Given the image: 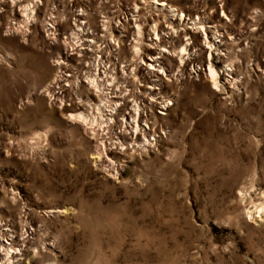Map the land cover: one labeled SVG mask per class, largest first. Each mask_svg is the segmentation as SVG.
I'll return each mask as SVG.
<instances>
[{"label":"rangeland","instance_id":"rangeland-1","mask_svg":"<svg viewBox=\"0 0 264 264\" xmlns=\"http://www.w3.org/2000/svg\"><path fill=\"white\" fill-rule=\"evenodd\" d=\"M160 1L169 6L2 2L0 264H264V0ZM201 26L212 44L226 45L218 86L208 78L214 50ZM158 35L172 53L188 45L192 56L163 55L159 41L151 49ZM80 42V71L93 77L91 88L79 86L83 102L99 96L108 106L104 95L124 92L113 131L99 109L80 110L86 122L72 123L48 102L54 63L62 69L66 46ZM201 49L204 62L192 61ZM150 55L164 56L158 72L142 64ZM131 112L143 120L142 147L117 154L125 163L112 173L94 163L98 143L86 130L94 122L112 143ZM14 241L26 244L9 257L3 249Z\"/></svg>","mask_w":264,"mask_h":264},{"label":"bare ground","instance_id":"bare-ground-1","mask_svg":"<svg viewBox=\"0 0 264 264\" xmlns=\"http://www.w3.org/2000/svg\"><path fill=\"white\" fill-rule=\"evenodd\" d=\"M4 1L5 0H0V6H1L2 2H4ZM153 1L156 4L160 5L161 7L169 6L164 1L163 2H161L160 0H153ZM18 2H20V0H16L15 4H17ZM199 2H200V0H193V3L198 4ZM12 7H13V5H12ZM25 10L29 11V7L25 6L24 11ZM26 19L22 21V24L24 26H27V23H28V21ZM175 20L177 22L178 21L179 22L180 21L183 22L182 21L183 18L174 19L173 21H175ZM200 20H202V19H200ZM172 25L174 26L173 22H172ZM196 26H197V23H196ZM216 27L217 26L213 25L210 28L216 30ZM18 28H20V24L17 22V23H14V25L8 26L7 27V32L11 33L13 31H16ZM56 29L57 28L55 26H53V27L50 26V28L46 30V32H47L46 36L48 38L54 39L55 38L54 35H55V32H56ZM172 29L174 30L175 28L172 27ZM197 29H199L200 32H202V31L204 32V34L206 36V39H207L206 45H208V47H210L212 50H214V51H210V54H209L210 59H209L208 65H209L210 77H208V78H210L211 82H213L216 86H218L219 83H220L219 78H218V75H219L218 68L220 67L219 66L220 64L225 63L224 60H223L222 55H223V53L225 51L224 48L226 47V45L224 44L222 46H219V45L216 46L215 44H212V41H210V39H211L210 38V34L207 32L208 30L205 28V26H201V28L199 27ZM190 30H192V29L189 28L186 31V35H191L192 31H190ZM164 31H166V30L162 29V32H164ZM139 33L141 34V31ZM192 33L194 34L195 32H192ZM159 37L160 36L158 35V38L152 39L151 43L150 44L148 43L149 47L151 49H153L152 46L153 45L156 46L157 42L159 41V45H157V46L161 48V54H163V55H165V54L170 55L171 54V56L180 57L181 61H184V56L185 55H189L190 57L192 56V54H191L192 48H190L188 45H184L182 47V51H180L178 54H176L177 52L172 53L170 50L167 49L168 48L167 47L168 43L166 41H163V39L159 38ZM66 39H67V37H66ZM86 41H87V39H86ZM219 43H223V41H219ZM138 44H139V40L137 41V44L135 46L137 53L139 51V48H137ZM84 46H86V45H84ZM80 47H81V45H73V46H70V47L68 45L66 46L65 53H64V60L66 62V65H64V66L71 67V64H69V59H71L70 55H74L75 56V55H78V54L81 53V56H83L81 50H84V48H80ZM101 51L102 50L99 48L98 52L101 53ZM203 52H204L203 49H201V54H198V55L196 54L194 59L192 58V61L199 58V59H201L204 62V59L202 58V53ZM163 57L151 56V55L148 56L147 58L143 57L142 58V64H143V66H145L147 68V70L152 71L150 73H155L156 71L157 72L159 71V69H158L159 65L158 64L159 63L162 64L161 60L163 59ZM102 60H104V57H102ZM108 61H110V60H108ZM56 63L59 65L61 62H56ZM57 68L58 69L56 71L57 73L55 75V78L53 79V81H51V83H53L55 85V89L54 90H48V97H49V101L51 103L57 105L59 102H61V104L63 105V100H62L63 92L66 90L65 87H73L72 83H73V77L74 76L69 75V78L68 77L64 78L63 75H61L62 69L59 66ZM160 68H162V67H160ZM97 75H98V73H97ZM231 75H233L232 83H234V82L236 83L237 80L239 79V76L235 75L233 73ZM98 76H100V74ZM99 78L100 77H96V80H98ZM100 81H103V80L101 79ZM108 86L109 87L112 86L113 89H114V86L112 85V83H110ZM150 88H153V87H150ZM115 91L116 92L111 97H108L106 95L103 96L104 100H105L104 102L108 101V103H107L108 106L107 105L104 106L103 103L100 105V103H99L100 97L99 96H98L99 100L96 101L97 103H95L92 100L93 97L88 96L89 99L91 98L90 100L92 102H89V103L85 102L84 103L82 101L80 103V105H78V107H74L72 109H67L66 111H67V114L69 116L68 118L70 119V121L72 123H78V122L80 123L81 122V123L84 124L86 122L85 118H83L84 114H80L78 112L80 110H84V111L85 110L86 111L89 110L90 111L91 109L96 108V109H99V110H97V112L99 111V114L101 115L102 119H104V123L106 124V130L108 131V129L111 130V128H112V131H113V125L114 124H112V123L115 121L114 117H115V115H117V111H120V109L124 105V102H123V100H124V98H123L124 97V92L122 90H120V89H119L120 92L118 90H115ZM109 93H111V92H109ZM92 94H93V92L90 93V95H92ZM169 104H171V103L169 102ZM92 105H95V106H92ZM101 107L103 109H101ZM63 110H65V109H63ZM138 115L139 114H137V116H136V115H134L131 112V113H128L127 116L126 115L123 116V120H124L123 122L124 123H121V124L117 125L118 126V132L115 133V141L112 142V143H111V140H109L111 138L107 139L105 137V135L107 136V134L104 135V131H106V130L102 129V127L101 128L100 127L97 128L96 126H94L95 125L94 122L90 124V127L87 128L86 131L88 133H90L95 138V141L98 143L95 146V155L96 156L93 158L95 164L96 163H101V164L105 165V168L110 170V171H112V173H114V172L119 173L120 170L121 171L123 170V166L121 164H118V163L121 162V163L124 164L125 161L121 160V159L119 161L116 160L118 158L117 154H122L125 151L133 152L135 150H139L140 147H142V144H140V138H138V136H139V132L140 131H142V133L144 131V130H142V125H141V121H143V120ZM134 121H135V123H134ZM144 121L146 122V120H144ZM86 125H88V124L86 123ZM144 137L146 139V133H144ZM118 138H120V140H121V143H122L121 145L117 142ZM113 140H114V138H113ZM145 142H146V144H145V146L143 148L151 147L152 145L157 143L158 140L157 139L156 140L153 139V142H151L150 140H146ZM60 212H61L60 210H49V211H47V213H55V214L60 213ZM8 230L9 229L6 228L4 231L8 232ZM21 244L24 245V244H26V242L14 241L11 244L7 243V245H10V246L9 247L5 246V249H3V250L4 251H8L7 255L9 257H14L15 256L14 254L17 251L15 248L19 247ZM9 250H11V251L9 252Z\"/></svg>","mask_w":264,"mask_h":264},{"label":"built area","instance_id":"built-area-1","mask_svg":"<svg viewBox=\"0 0 264 264\" xmlns=\"http://www.w3.org/2000/svg\"><path fill=\"white\" fill-rule=\"evenodd\" d=\"M80 44H81V47L80 48H84V50H81L83 56H81V53L78 54V55H75V56L74 55H70L71 59H69V64H71V67H68V66L62 67L61 66L62 67V73H61V75H63L64 78H67V77L69 78V75L74 76L73 77V83H72V86L73 87H65L66 90L63 92V97H62L63 105L61 104V102H59L57 105H55V104H53V103H51L49 101L48 90H54L55 89V85L53 83L49 84L44 89L45 92H46V96H47V99H48L49 104L50 105L52 104L51 106L57 107V108H59L61 110H63V109H72V108L78 107V105H80V103L83 100H82V95L78 92V90H79V86L82 85V83H86L90 88L92 87L91 84L88 82V80H89L90 82L93 83V80H92L93 77H90L91 76L90 71L88 69H86V68L83 69L82 71H80L81 68H79L80 63L78 62V57L83 58L85 56V54H86V51H87L86 50L87 47H82V43L81 42H80ZM64 53H65V51H64ZM74 61L76 62L75 64H73ZM57 67L58 66H56V71L58 69ZM95 87H96V85H95ZM90 88H89V90H90ZM107 88H109V89L112 88L113 89L112 86L107 87ZM107 88H105V91L106 92L110 91V90H107ZM95 90H96V88L93 89V91H95ZM114 90H115V88H114Z\"/></svg>","mask_w":264,"mask_h":264}]
</instances>
